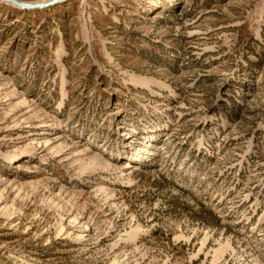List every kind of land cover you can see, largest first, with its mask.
Wrapping results in <instances>:
<instances>
[{
	"label": "rangeland",
	"instance_id": "1",
	"mask_svg": "<svg viewBox=\"0 0 264 264\" xmlns=\"http://www.w3.org/2000/svg\"><path fill=\"white\" fill-rule=\"evenodd\" d=\"M0 264H264V0H0Z\"/></svg>",
	"mask_w": 264,
	"mask_h": 264
},
{
	"label": "water",
	"instance_id": "2",
	"mask_svg": "<svg viewBox=\"0 0 264 264\" xmlns=\"http://www.w3.org/2000/svg\"><path fill=\"white\" fill-rule=\"evenodd\" d=\"M4 1L15 4L23 9H34V8H45L52 4L58 3L61 0H49L43 2H27L22 0H4Z\"/></svg>",
	"mask_w": 264,
	"mask_h": 264
},
{
	"label": "bare ground",
	"instance_id": "3",
	"mask_svg": "<svg viewBox=\"0 0 264 264\" xmlns=\"http://www.w3.org/2000/svg\"><path fill=\"white\" fill-rule=\"evenodd\" d=\"M127 165H129V166H130L131 164H129V163H128Z\"/></svg>",
	"mask_w": 264,
	"mask_h": 264
}]
</instances>
